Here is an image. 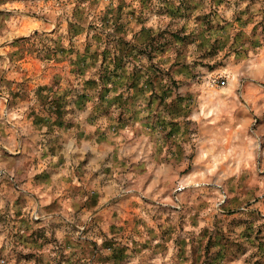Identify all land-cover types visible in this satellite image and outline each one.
Returning <instances> with one entry per match:
<instances>
[{
  "label": "rangeland",
  "instance_id": "1",
  "mask_svg": "<svg viewBox=\"0 0 264 264\" xmlns=\"http://www.w3.org/2000/svg\"><path fill=\"white\" fill-rule=\"evenodd\" d=\"M0 264H264V0H0Z\"/></svg>",
  "mask_w": 264,
  "mask_h": 264
}]
</instances>
